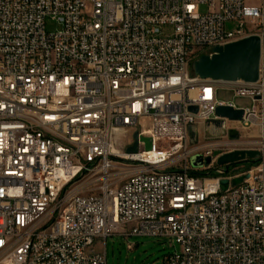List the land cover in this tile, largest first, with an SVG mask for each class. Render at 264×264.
<instances>
[{
  "label": "built area",
  "instance_id": "1",
  "mask_svg": "<svg viewBox=\"0 0 264 264\" xmlns=\"http://www.w3.org/2000/svg\"><path fill=\"white\" fill-rule=\"evenodd\" d=\"M249 1L0 0V264H107L101 243L119 230L180 245L152 264H264V70L247 82L192 67L251 35L264 58V0ZM48 18L62 28L48 32ZM221 88L253 106L191 144L218 106L240 108ZM255 126L256 140L229 136ZM135 132L153 148L118 145ZM245 149L260 152L249 169L218 165ZM240 176L236 192L222 188Z\"/></svg>",
  "mask_w": 264,
  "mask_h": 264
},
{
  "label": "water",
  "instance_id": "2",
  "mask_svg": "<svg viewBox=\"0 0 264 264\" xmlns=\"http://www.w3.org/2000/svg\"><path fill=\"white\" fill-rule=\"evenodd\" d=\"M195 74L201 78H211L213 80L236 81L244 80L247 82H256L260 78L261 71L264 70V58L262 56L261 40L257 35H251L244 39L228 43L224 46H217L213 53L203 54L192 64ZM192 111H197V107L192 106ZM245 111L242 108L233 106H218L217 115L219 119H212L207 122V127L214 126L217 130L225 126V118L230 120H243ZM219 132V131H218ZM229 136L233 139L240 137V132L236 129L229 130ZM190 137L196 141L198 133L192 126L190 128ZM145 143V149L153 148L152 138L140 136L139 132L134 133V142L127 147L128 153H137L139 150V141ZM215 154H219L217 151ZM260 152L253 149L235 150L221 155L217 161L220 166H229L230 164L252 162L260 160ZM211 157L203 158L202 155H195L191 158V164L197 168L209 165ZM245 176L237 177L233 184L237 185L244 180ZM222 188L226 189L229 185L227 179L222 180Z\"/></svg>",
  "mask_w": 264,
  "mask_h": 264
},
{
  "label": "rangeland",
  "instance_id": "3",
  "mask_svg": "<svg viewBox=\"0 0 264 264\" xmlns=\"http://www.w3.org/2000/svg\"><path fill=\"white\" fill-rule=\"evenodd\" d=\"M250 3H256V0H250ZM209 7L202 5L200 7L201 12H207ZM62 25L59 21L48 18L46 20V29L48 32L59 31ZM165 32L172 31V28H164ZM217 97L220 100L227 102H234L237 107L246 108L252 107L254 101L248 97L237 96L232 89L221 88L218 90ZM259 133V127H252L250 129L241 128L240 140L241 142H250L256 140ZM220 133L214 127H207L206 124L201 125V134L198 135L196 141H190L191 144L198 142L205 143L210 142L217 137ZM130 142H134L133 139L127 137L118 142V145L123 147L124 144L132 145ZM128 146V147H129ZM173 165V168L182 169L184 161H180L178 156ZM250 162H242L236 164H230L226 168L229 169V173L242 172L245 169L250 168ZM193 167H195L192 164ZM229 167V168H228ZM197 172L206 175H215V172L211 168H201ZM101 249L106 255L107 264H152L155 262H161L165 255L180 251V245L175 241H170L169 238L156 237V236H132L125 238L124 236H109L107 239H103L101 243Z\"/></svg>",
  "mask_w": 264,
  "mask_h": 264
},
{
  "label": "bare ground",
  "instance_id": "4",
  "mask_svg": "<svg viewBox=\"0 0 264 264\" xmlns=\"http://www.w3.org/2000/svg\"><path fill=\"white\" fill-rule=\"evenodd\" d=\"M119 119H122V125H131V112H119ZM236 186H242V182L237 185L229 184L228 192H236ZM119 235L129 237V230H119Z\"/></svg>",
  "mask_w": 264,
  "mask_h": 264
}]
</instances>
